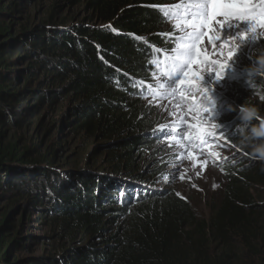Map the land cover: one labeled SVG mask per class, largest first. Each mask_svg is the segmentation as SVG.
I'll return each mask as SVG.
<instances>
[{"label":"trees","instance_id":"trees-1","mask_svg":"<svg viewBox=\"0 0 264 264\" xmlns=\"http://www.w3.org/2000/svg\"><path fill=\"white\" fill-rule=\"evenodd\" d=\"M61 1L68 8L82 5L89 18L103 26H69L67 18L55 15L59 9L55 6L40 28L16 37L11 13L19 2L29 0L14 4L0 0V120L8 111L39 114L43 107L55 109V117L64 118L62 126L106 142L100 147L105 162L86 161L83 167L59 164L56 148L47 157L33 159L35 151L29 148L19 152L14 144H0V181H6V192L16 199L33 196L23 205L25 212H48L49 220L59 219L61 231L72 241L87 237L89 245L67 249L48 264H264V209L250 193L254 185L264 182L261 166H221L226 184L210 205L208 217L175 192L145 191L148 195L143 197L131 192L141 188L129 190L120 183L127 175L137 180L145 176L137 172L134 155L150 150L156 137L151 132L165 125L149 112L145 100L158 97L157 89L169 78L167 63L175 54L176 39L168 23L177 0ZM262 51L263 42L255 53ZM18 63L27 69L14 70ZM18 81L37 88L18 92L13 87ZM259 82L264 86V80ZM228 119L235 122L234 113ZM58 123L54 120L51 125ZM12 164L107 169L109 175L124 178L61 179L33 167L15 173ZM41 182L54 193L50 209L41 205L49 199L45 191L27 187ZM123 190L121 202L135 199L134 207L118 208L115 202ZM12 213L0 222V264L9 263L11 257L3 232Z\"/></svg>","mask_w":264,"mask_h":264},{"label":"rangeland","instance_id":"rangeland-1","mask_svg":"<svg viewBox=\"0 0 264 264\" xmlns=\"http://www.w3.org/2000/svg\"><path fill=\"white\" fill-rule=\"evenodd\" d=\"M17 2L18 0H8V4ZM192 2L194 0H177L172 7L173 20L168 23V28L176 39V48L178 37L183 35L184 31L191 30L188 27L189 22L175 15L177 6L182 10ZM253 2L262 4L264 0ZM55 6L59 8L56 9L55 15L67 18L66 24L69 26L75 23L103 26L96 20L92 21L89 18L90 13L82 5L68 8L61 0H29V3L19 2L17 11H13L11 18L9 17L16 37L24 33V30L31 32L40 28ZM225 16H217L211 29H205V36L198 47L206 60L193 64L192 75L188 77L191 82L186 81L183 86L177 82L176 87L181 91L176 96L143 101L150 104L149 112L163 120L165 125L157 126L151 132L156 137L150 150L134 155L137 172L145 176L137 180L134 175L132 178L127 175L125 182H120L126 187L129 186V190L130 186L141 188L142 190L134 189L131 192L140 193L143 197L148 195L145 191L164 194L175 192L205 217H208L210 205L218 200L226 184L221 166L227 163L239 168L261 166L264 177V159L254 155L250 147L242 146L239 139L243 131L240 128L239 116L242 105L255 106L259 116L264 117V86L259 82L264 80V72L254 74L248 71L256 64V48L261 42L264 43V27L257 25L251 29L250 22L245 19L238 20L235 16L227 15V20ZM88 19L90 21H87ZM229 52L232 53L230 57ZM16 65L13 67L16 71L23 72L27 69V65L23 63ZM167 82L168 79L164 84ZM13 87L18 92H23L27 87L30 90L37 88L36 85L30 87L25 81H18ZM187 88H191V93L184 90ZM2 110L0 105V112ZM55 112V109L52 111L44 107L39 114L17 112L14 115L6 112L5 118L0 120L1 147H7L8 143H11L19 152L29 148L35 151L33 159L46 156V153L56 148L55 158L59 164H81L83 167L86 161L90 164L92 161L97 164L104 163L106 154L100 147L106 142L85 134H76L71 126H62L64 118H56ZM233 113L236 121L230 122L228 118ZM54 120L59 122L56 126L51 125ZM259 123V120L252 121V124ZM181 128L185 129L183 138L179 135L162 134L168 129L179 132ZM257 142L259 141H252ZM152 151H155V154ZM30 167L16 165L13 172L22 173L25 172L22 169ZM35 167L33 166V169ZM154 170L157 171L152 174ZM4 183L5 180L0 181V195L4 193L0 196V222H6L7 217L14 211L7 222L9 227L3 232L8 236L11 253L7 264H48L49 259H58L67 249L89 245L85 235L77 236L73 241L69 239L60 229V220H49L48 212H25L23 205L33 196L16 199L6 192L7 186ZM27 187L31 190L41 188L43 193L45 191L49 199H44L41 205L51 208L49 200L54 201L55 196L54 193H49L48 184L41 182L35 187L30 184ZM250 193L253 202L264 209V182L254 185ZM123 195L124 191L120 193L119 200H115L118 208L127 209L138 203L132 199V202H126L124 206L121 202ZM106 230H112V227L106 226Z\"/></svg>","mask_w":264,"mask_h":264},{"label":"snow or ice","instance_id":"snow-or-ice-1","mask_svg":"<svg viewBox=\"0 0 264 264\" xmlns=\"http://www.w3.org/2000/svg\"><path fill=\"white\" fill-rule=\"evenodd\" d=\"M175 15L177 18L189 22L188 27L191 30L184 31L183 35L178 37L175 54L168 58V82L166 85H161L156 91V95L161 98L176 96L181 91L176 87L177 82L183 86L188 81V77L192 75L193 64L206 60L198 45L205 36V29H211L217 16L228 15L235 16L238 20L245 19L250 22L251 29L257 25L264 27V3L256 4L253 0H194L182 10L180 6H177ZM228 55L230 57L232 53L229 52ZM190 82L188 81V83ZM184 90L191 93V88ZM162 134L164 136L179 135L183 138L185 129L181 128L179 132L168 129ZM191 146L190 143L189 147Z\"/></svg>","mask_w":264,"mask_h":264},{"label":"clouds","instance_id":"clouds-1","mask_svg":"<svg viewBox=\"0 0 264 264\" xmlns=\"http://www.w3.org/2000/svg\"><path fill=\"white\" fill-rule=\"evenodd\" d=\"M251 73L264 72V51L256 57V64L248 69ZM241 125L243 129L239 137L240 143L244 147H250L254 155L264 159V117L259 116V111L255 106H241L239 112ZM253 120H259L258 125L252 124ZM250 125V126H249ZM259 141L252 143V141Z\"/></svg>","mask_w":264,"mask_h":264},{"label":"water","instance_id":"water-1","mask_svg":"<svg viewBox=\"0 0 264 264\" xmlns=\"http://www.w3.org/2000/svg\"><path fill=\"white\" fill-rule=\"evenodd\" d=\"M17 164H12V167H15ZM35 169L40 170V171H46V172H51L53 174H55L54 176L64 179V178H68V177H73V176H94L95 178H102L105 176H109V177H121L124 178V175H109L108 174V170L107 169H99V170H89L88 168H81L78 170H67V169H63V168H59V167H49L47 165H42V164H38L35 165ZM33 167V166H31ZM30 167V168H31ZM122 180V179H121Z\"/></svg>","mask_w":264,"mask_h":264},{"label":"bare ground","instance_id":"bare-ground-1","mask_svg":"<svg viewBox=\"0 0 264 264\" xmlns=\"http://www.w3.org/2000/svg\"><path fill=\"white\" fill-rule=\"evenodd\" d=\"M234 18V17H233ZM236 18V17H235ZM225 19H227L228 20V18H227V15L225 16Z\"/></svg>","mask_w":264,"mask_h":264}]
</instances>
